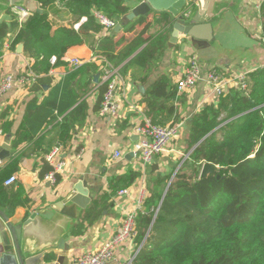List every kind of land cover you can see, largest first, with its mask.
<instances>
[{
    "label": "crops",
    "instance_id": "obj_1",
    "mask_svg": "<svg viewBox=\"0 0 264 264\" xmlns=\"http://www.w3.org/2000/svg\"><path fill=\"white\" fill-rule=\"evenodd\" d=\"M142 2L129 0L128 6L133 9ZM196 11L193 10L192 16ZM214 13L211 25L199 27L202 29L199 38L180 34L175 39L172 36V16L157 11H151L144 17L145 22L133 27L132 31L124 33V28L120 31L131 40L150 24L146 37H162V43L148 67L131 63L127 74L122 75L119 70L129 60L121 68L112 66L120 76L117 91L120 108L115 116H101L100 113L106 92L103 76L109 63L87 44L71 47L61 64L56 63L48 73L39 74L37 83L42 79L44 85L38 87L36 83L24 89L14 87L0 99V148L7 141L10 143V157L0 163V168L12 165L15 172L11 177L17 179L13 185L4 184L5 194L2 198L5 204L15 207L13 210L0 208L7 210L11 217L17 213L28 216L67 196L79 183L89 191L90 200L86 209H78L74 224L69 228L65 226L67 232L60 247L34 257L28 255L32 259L29 264H77V259L82 255L96 252L119 231L127 215L145 213V201L150 196L149 188L156 177L171 172L177 167L175 164L182 159L184 163L188 158L185 152L193 116L215 103L217 98L211 87L202 81L187 92L178 93L177 90L173 99L151 100L155 104L149 108L151 101H146V97L157 81H167L170 94L184 76L189 60L196 57L203 78L207 77L208 71L216 69L229 82L227 95L232 89H239L240 75L264 67L262 19L255 9L254 1L223 0ZM165 14L171 21L164 24ZM51 19L54 21V30L60 26L73 28L74 23H77L65 18L64 14L51 16ZM19 31L18 27L6 40L13 44ZM113 33L116 32L106 33L102 28L100 33L93 34L92 41L97 43L102 38L112 37ZM205 37L210 40L205 41ZM19 45L16 50L11 48L6 53L0 50V79L9 74L22 75L33 71L35 60L25 53L24 47L21 53H17ZM73 58L84 62L75 76L70 65ZM90 64L98 67L99 71H93ZM97 75L98 83L95 82ZM79 105L80 110L75 114L74 110ZM149 113L157 118L159 126L176 125L180 129L179 135L166 151L147 166L134 155V151L142 139L135 128L146 119L150 120ZM68 118L70 132L63 137L59 124ZM58 146L62 148V158L68 166L58 176V184L52 187L45 181L46 175L52 170L46 156ZM118 152L123 156L115 159ZM130 153H133V157L128 160L126 157ZM129 172H135V181L123 189L127 190V194L119 195V191L113 193L111 182L114 178ZM140 202H143L142 211H138ZM3 225L0 219V231ZM3 232V239H10L7 231ZM137 251L135 241L127 242L117 249L115 259L107 264H133ZM4 255L11 253L4 252L0 244V264H13L4 259Z\"/></svg>",
    "mask_w": 264,
    "mask_h": 264
},
{
    "label": "trees",
    "instance_id": "obj_2",
    "mask_svg": "<svg viewBox=\"0 0 264 264\" xmlns=\"http://www.w3.org/2000/svg\"><path fill=\"white\" fill-rule=\"evenodd\" d=\"M35 1L44 13L32 14L21 22L18 14L8 12V20L0 21V43L19 27L11 48L24 45L25 53L35 60L33 71L37 75L56 66L50 64L52 56L57 65L61 64L67 50L85 44L114 68H121L129 60L119 70L126 75L131 63L148 67L162 43V37H146L150 24L131 40L119 32L97 43L92 41L93 34L102 30L93 11L121 22L132 10L129 0ZM63 14L75 22L83 17L87 21L79 31L64 26L54 30L51 16ZM261 19L264 40V6ZM163 20L164 24L171 21L168 14ZM144 22V17L137 18L124 26V33ZM90 68L99 71L94 64ZM80 69H75L73 76ZM44 82L41 79L35 85L40 87ZM246 83V93L232 89L193 116L185 152L188 158L175 176L177 167L156 177L145 201V213L137 216L135 242L142 249L133 264H264V69L248 73ZM167 85L165 80L157 81L146 101L173 99L177 88L169 94ZM154 104L151 101L149 108ZM79 108H75V114ZM148 116L153 124H160L154 115ZM69 121L59 124L63 137L69 135ZM205 163L218 167L220 178L211 175L201 179ZM14 172L12 165L0 168V207L12 210L15 205L5 204L2 198L4 184ZM134 181L135 172L118 176L111 182L112 192L126 189Z\"/></svg>",
    "mask_w": 264,
    "mask_h": 264
},
{
    "label": "water",
    "instance_id": "obj_3",
    "mask_svg": "<svg viewBox=\"0 0 264 264\" xmlns=\"http://www.w3.org/2000/svg\"><path fill=\"white\" fill-rule=\"evenodd\" d=\"M222 3L223 0H143L122 18L114 31L118 33L135 19L146 17L151 11H157L169 13L172 16L174 21L172 36L175 39L180 34L199 38V32L202 30L199 27L211 25L210 21L215 15L214 12ZM187 6H191L193 10L197 9V11L194 16L191 15L185 20L182 13ZM21 10L28 11L30 15L44 13L40 4L35 0H0V21L10 11L21 15ZM206 13L207 15H205ZM204 39L205 41L210 40L208 37ZM23 47L24 45L20 44L17 47V53H21ZM95 82L98 83V75L95 77ZM9 144L7 141L6 145L0 148V163L10 157ZM132 157L133 153H130L126 159L130 160ZM218 171L219 168L214 164L205 163L201 169L200 178H208L211 175H217L220 178ZM89 200V191L79 183L67 196L28 216L17 213L11 217L7 210L0 208V219L4 224L0 231V244L4 252L11 253V255H4V259L10 260L13 264H29V260L32 259H29L28 255L34 257L37 254H43L50 249L60 247V243L67 232V229H64L65 226L69 228L74 224L78 217V209H86ZM3 231H7L10 239H3ZM141 249L142 246L138 249L137 254Z\"/></svg>",
    "mask_w": 264,
    "mask_h": 264
},
{
    "label": "built area",
    "instance_id": "obj_4",
    "mask_svg": "<svg viewBox=\"0 0 264 264\" xmlns=\"http://www.w3.org/2000/svg\"><path fill=\"white\" fill-rule=\"evenodd\" d=\"M255 9L261 14L264 0H253ZM193 13L191 6H187L182 13V17L186 20ZM93 15L98 24L104 29L106 33L113 32L119 21L112 20L104 13L97 10L93 11ZM30 16L26 10H21L20 21L24 22ZM87 21L83 17L79 22L74 23L73 29L78 30L81 24ZM12 43L5 40L3 44L0 43V50L4 53L11 50ZM56 57L50 59V63L55 65ZM84 64L82 59L73 58L70 60L72 68L78 69ZM107 69L104 72L103 81L107 84V90L104 94L102 107L100 110L101 116L112 115L115 116L119 112L120 103L117 98L118 83L120 76L115 69L107 64ZM264 69V67H262ZM247 74L240 75L239 89L247 92L248 85L246 83ZM39 76L34 71H27L22 75H5L0 79V99L10 92L14 87L21 89L29 88L35 85ZM205 81L212 89L213 94L218 99L226 93L228 81H225L216 69H211L207 73V77H202V69L196 57H192L186 68L184 76L177 82L178 93H184L194 89L200 82ZM179 127L176 125H169L166 127L153 124L151 120L146 119L142 124L135 128V132L142 138L136 145L134 155L138 156L144 165H150L154 159L164 153L169 144L179 135ZM121 153L115 154V159L122 158ZM47 162L51 165L52 170L46 175L45 181L52 187L58 184V176L65 171L68 166L66 160L62 158V148L55 147L47 156ZM16 177H11L5 182V185L10 186L16 182ZM119 195L127 194V190L118 192ZM143 210V202L138 205V211ZM137 213H130L123 221L119 231L108 241H106L101 248L96 252H89L77 259V264H107L115 259L117 249L127 242H134L137 236Z\"/></svg>",
    "mask_w": 264,
    "mask_h": 264
},
{
    "label": "rangeland",
    "instance_id": "obj_5",
    "mask_svg": "<svg viewBox=\"0 0 264 264\" xmlns=\"http://www.w3.org/2000/svg\"><path fill=\"white\" fill-rule=\"evenodd\" d=\"M7 18H8V16L5 18L6 20H7ZM64 21V20H63ZM65 22V21H64ZM67 22V21H66ZM184 163H183V160L182 161H180L178 164H175V165H177V168H176V170H175V172L178 170L179 171V169L182 167V165H183ZM181 166V167H180ZM180 167V168H179ZM177 171V172H178ZM174 175H175V173H174Z\"/></svg>",
    "mask_w": 264,
    "mask_h": 264
}]
</instances>
